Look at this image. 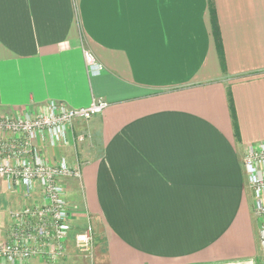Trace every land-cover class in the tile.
I'll use <instances>...</instances> for the list:
<instances>
[{"label":"crops","instance_id":"obj_1","mask_svg":"<svg viewBox=\"0 0 264 264\" xmlns=\"http://www.w3.org/2000/svg\"><path fill=\"white\" fill-rule=\"evenodd\" d=\"M93 99L38 145L78 164L71 232L94 231L55 264H264L242 164L264 141V0H0V114ZM21 204L0 193L1 239Z\"/></svg>","mask_w":264,"mask_h":264},{"label":"built area","instance_id":"obj_2","mask_svg":"<svg viewBox=\"0 0 264 264\" xmlns=\"http://www.w3.org/2000/svg\"><path fill=\"white\" fill-rule=\"evenodd\" d=\"M83 57L88 73L98 74L101 67L94 56L85 51ZM107 107L102 99L78 109L49 101L36 114H0V193L6 191L22 199L21 206L9 212L6 235L0 238V262L55 264L66 256L72 227L65 182L79 180L81 171L78 164L64 158L47 161L38 145L65 143L75 121H88ZM242 164L252 192L264 261V141L246 147ZM72 244L76 253L89 258L93 227L87 224L77 231Z\"/></svg>","mask_w":264,"mask_h":264},{"label":"rangeland","instance_id":"obj_3","mask_svg":"<svg viewBox=\"0 0 264 264\" xmlns=\"http://www.w3.org/2000/svg\"><path fill=\"white\" fill-rule=\"evenodd\" d=\"M248 183V182H247ZM73 236H74V232H70L69 234V239H70V242L73 240ZM262 258V257H261Z\"/></svg>","mask_w":264,"mask_h":264}]
</instances>
